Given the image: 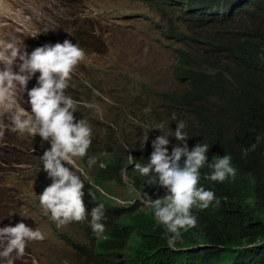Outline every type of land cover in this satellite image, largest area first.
<instances>
[{"label": "trees", "instance_id": "16d2710c", "mask_svg": "<svg viewBox=\"0 0 264 264\" xmlns=\"http://www.w3.org/2000/svg\"><path fill=\"white\" fill-rule=\"evenodd\" d=\"M147 2L167 18L165 30L171 36L194 44L191 54L184 51L176 59L179 80L189 84L179 94L165 95L171 102L166 108L193 115L190 142L209 144L208 161L229 153L235 174L209 181L208 169H201L199 183L211 188L220 202L193 208L196 226L183 232L170 249L148 210L138 211V205L119 209L108 198L114 193L111 184H126L123 170L137 190L158 196L134 166L124 165L123 154L108 157L105 167L95 169L98 176L92 183L107 193L99 199L105 207V233L96 238L86 225L94 245L92 251H83L85 259L95 264H264V0ZM235 15L246 20L241 35L218 36L226 33L219 27ZM176 16L183 18L179 24ZM205 31L209 34L204 42L210 47L200 44ZM257 136L261 139L255 149L242 156L240 149L255 143ZM97 195L84 192L86 212Z\"/></svg>", "mask_w": 264, "mask_h": 264}, {"label": "rangeland", "instance_id": "374dc122", "mask_svg": "<svg viewBox=\"0 0 264 264\" xmlns=\"http://www.w3.org/2000/svg\"><path fill=\"white\" fill-rule=\"evenodd\" d=\"M36 5L37 0L18 1L21 11ZM40 5L44 19L40 28L32 31V36L38 34V46L68 39L85 51V58L70 73L65 93L77 102L75 119H86L92 129L88 155L99 156L102 148H113L117 152L126 144L128 154L140 146V156L147 157L151 152V140L161 134L159 130L150 129L152 124L164 121L161 131L175 130L176 122L170 119L172 113L176 114L177 120L185 122L186 138L191 135L189 127L196 119L191 114L166 108L171 102L165 95H176L185 90L186 86L175 80L173 57L184 51L191 54L194 44L171 36L165 30L168 20L159 11L151 9L144 0H41ZM27 15L23 18L25 24L30 18ZM239 16L235 15L220 26L226 33L218 36L241 35L246 20ZM182 19L176 16L175 23L179 24ZM13 20L11 15L0 19V34L4 29L1 27ZM25 24L20 23L18 30L24 31ZM208 34L205 31L199 37L202 46H209L204 42ZM25 44L27 51L33 49L30 41ZM193 54H196L194 50ZM35 75L38 73L28 81L27 88L35 83ZM92 89L100 95H94ZM17 97L27 108V97L22 90H18ZM85 104L93 106L86 107ZM146 108L150 111L146 112ZM129 116L147 127L134 124ZM146 131L148 140L143 145ZM13 135L15 132H5L4 128L0 135V226L23 221L26 226L39 227L45 233V239L28 242L26 245H31L22 256L11 254L12 264H33V260L36 264H92L63 238L66 234L71 241L88 247L89 241L81 236L78 226H74L79 222L57 227L35 199V194H40L50 183L39 159L48 144L40 140L31 142L32 149L30 146L18 149L10 141ZM169 140H172L170 145L176 143L173 137ZM106 156L102 155L103 158ZM77 163L82 168L84 160ZM91 172L92 169H84V181L90 179ZM126 183L116 188V192L131 197L128 179ZM83 228L82 232H87L86 227ZM9 258H4L5 264Z\"/></svg>", "mask_w": 264, "mask_h": 264}, {"label": "clouds", "instance_id": "9594fccd", "mask_svg": "<svg viewBox=\"0 0 264 264\" xmlns=\"http://www.w3.org/2000/svg\"><path fill=\"white\" fill-rule=\"evenodd\" d=\"M144 1L150 5L147 0ZM0 5L4 9L9 7L4 0H0ZM24 31L32 32L34 29L25 25ZM23 41L14 35L0 34V135L3 134V128L5 132H15L10 141L18 149H25L26 146L32 149L31 142L40 140L48 144L39 159L50 183L40 194H35L41 210L57 227L69 222H79L74 226H78L81 236L89 241V246L71 241L66 234L63 238L68 239L80 251V255L85 257L83 251H92L94 243L87 232H82L83 227L89 225L96 238H102L105 233V207L99 199L107 193L96 184L92 185L95 183L93 177L97 175L95 169L105 167L104 160L108 157L123 154L127 159L124 165L128 164L129 168L134 166L132 170L145 177V185H149L152 194L158 196L154 198L143 190H137L132 186L131 177L123 170L125 183L126 179L129 180L131 197L118 194L116 188H121V185L115 182L110 185L114 193L108 198L119 205V209L129 211L131 206L138 205V211L148 210L155 224L163 229L165 246L174 249L181 240L182 233L197 224L198 218L192 209H203L220 202L221 198L211 188H205L199 183L201 169H208L209 181H223L235 174L231 155L224 153L208 161L207 156L211 152L209 144L202 140L191 143L190 137L186 138L185 122L177 120L175 113L170 116L176 122L175 130L169 128L168 131H161L164 121L152 124L150 129L159 130L161 134L151 140V152L147 158L140 156V146L128 154L129 147L126 144L118 148L117 152L113 148H102L99 156L88 155L92 129L86 119H75L73 114L76 112L77 102L65 93L70 73L85 58L84 49L65 39L63 42L44 43L27 51ZM176 59L174 56L175 72L178 65ZM37 73L35 83L27 88L28 81ZM175 76L177 82L187 87L189 81L185 80L183 83L177 73ZM84 83L91 87L87 81ZM19 89L27 97V108L18 100ZM92 91L94 95H100L96 89ZM145 111L150 109L146 108ZM129 119L141 128L147 127L131 116ZM147 132L143 133V145L148 140ZM169 137H173L176 143L170 145L172 140ZM260 139L257 136L255 143L247 148L242 147L241 155L254 150ZM104 154L107 156L103 158ZM80 159L84 160L82 168L77 163ZM84 169H92L87 182L83 179ZM86 189L88 192L92 190L93 193H98L94 199L95 204L87 212L82 200ZM44 239L45 233L39 227L26 226L23 221L0 226V264H5L4 258H9L13 253L17 257L22 256L24 250L31 245H26L28 242ZM6 264H12V259H7ZM33 264H36L35 260Z\"/></svg>", "mask_w": 264, "mask_h": 264}, {"label": "bare ground", "instance_id": "6f19581e", "mask_svg": "<svg viewBox=\"0 0 264 264\" xmlns=\"http://www.w3.org/2000/svg\"><path fill=\"white\" fill-rule=\"evenodd\" d=\"M18 1L19 0H4V3L9 5V7L7 9H4V7L2 5H0V19L1 20L6 19L9 15H11L14 19L13 22L7 23L1 27V28H4L2 34L14 35V36L18 37L21 41L24 40L23 43L25 45L26 50H27V46L25 43L27 41H30L31 46L33 48H35L38 46L37 36L33 35L35 37H30V36H32V32H27V31H23V30H22L23 31L22 32V31H19L18 28H19L20 23L25 24V22H24L25 19L23 20V18L25 17L26 14H28L30 18L27 21L28 24H25V25H27L33 29H39L40 28L41 23L44 19L43 8L40 5L41 0H37V5L34 8L24 9L17 14V12L15 10L19 9ZM52 5L53 4L50 2L49 3L50 8L52 7ZM31 25H33V26H31ZM64 32H65V30H64ZM66 33H67V31H66Z\"/></svg>", "mask_w": 264, "mask_h": 264}]
</instances>
